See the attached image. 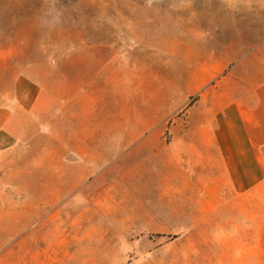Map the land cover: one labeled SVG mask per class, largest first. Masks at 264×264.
I'll return each mask as SVG.
<instances>
[{"label": "crops", "instance_id": "1", "mask_svg": "<svg viewBox=\"0 0 264 264\" xmlns=\"http://www.w3.org/2000/svg\"><path fill=\"white\" fill-rule=\"evenodd\" d=\"M93 17L98 27L77 29L3 94L0 246L23 242L42 214L140 158L141 172L158 161V196L190 199L192 229L220 230L221 260L264 264V45L216 80L211 56L189 68L185 108L186 82L150 56L172 52L165 39L114 28L112 12Z\"/></svg>", "mask_w": 264, "mask_h": 264}, {"label": "rangeland", "instance_id": "2", "mask_svg": "<svg viewBox=\"0 0 264 264\" xmlns=\"http://www.w3.org/2000/svg\"><path fill=\"white\" fill-rule=\"evenodd\" d=\"M95 12H112L114 28L129 24L131 35L172 46L150 56L186 82L185 108L192 105L189 68L211 56L216 80L264 45V0H0V103L13 78L28 75L53 46L75 41L77 29L98 27ZM154 20L163 27L133 26ZM168 140L165 133L161 141ZM152 164L141 172L140 158L127 160L117 174L42 214L23 242L0 246V264H236L221 260L219 229H192L189 198L158 196L151 187L158 161Z\"/></svg>", "mask_w": 264, "mask_h": 264}]
</instances>
